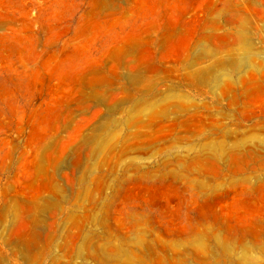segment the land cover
Segmentation results:
<instances>
[{
  "label": "rangeland",
  "instance_id": "1",
  "mask_svg": "<svg viewBox=\"0 0 264 264\" xmlns=\"http://www.w3.org/2000/svg\"><path fill=\"white\" fill-rule=\"evenodd\" d=\"M0 264H264V0H0Z\"/></svg>",
  "mask_w": 264,
  "mask_h": 264
}]
</instances>
